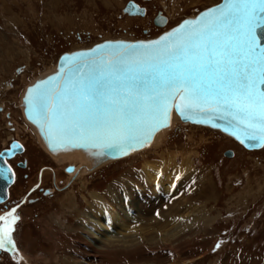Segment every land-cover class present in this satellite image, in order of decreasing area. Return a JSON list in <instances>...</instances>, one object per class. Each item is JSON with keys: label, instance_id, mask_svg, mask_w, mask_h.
<instances>
[{"label": "rangeland", "instance_id": "374dc122", "mask_svg": "<svg viewBox=\"0 0 264 264\" xmlns=\"http://www.w3.org/2000/svg\"><path fill=\"white\" fill-rule=\"evenodd\" d=\"M125 1L0 0V148L13 137L21 140L28 165L18 171L11 198L19 200L43 166H48L43 186L53 193L21 208L12 264H264V148L246 151L217 132L182 125L175 117L148 150L108 162L72 182L62 173L68 162L57 165L24 125L18 106L23 89L51 72L61 52L103 39L151 37L156 9L168 18L167 28L217 0H149L142 18L123 15ZM226 151L233 155L224 157ZM173 152L169 173L181 175V184L158 196L146 184L143 164L161 167L160 160ZM156 170L160 178L168 173ZM122 193L133 213L126 219L131 232L116 237L119 247H103L110 251L107 258L82 261L77 234L90 216L89 204H110ZM1 258L0 264H10Z\"/></svg>", "mask_w": 264, "mask_h": 264}, {"label": "snow or ice", "instance_id": "6c2138e0", "mask_svg": "<svg viewBox=\"0 0 264 264\" xmlns=\"http://www.w3.org/2000/svg\"><path fill=\"white\" fill-rule=\"evenodd\" d=\"M107 50L113 51L105 59ZM88 56L96 59H82ZM64 60L70 69L30 89L26 100L54 152L127 155L168 126L173 107L186 120L230 117L231 135L245 147L264 148V0H228L156 41L100 45ZM10 173L0 168L5 180ZM15 213L0 216L5 251L16 247Z\"/></svg>", "mask_w": 264, "mask_h": 264}, {"label": "bare ground", "instance_id": "6f19581e", "mask_svg": "<svg viewBox=\"0 0 264 264\" xmlns=\"http://www.w3.org/2000/svg\"><path fill=\"white\" fill-rule=\"evenodd\" d=\"M145 8V7H144ZM145 12H146V8H145ZM145 16V15H144ZM143 16V17H144ZM166 16V15H165ZM168 18L166 17V20ZM168 22V20H167ZM167 26V25H166ZM55 68V67H54ZM54 68L51 72L54 71ZM51 72H48L46 74H43L42 76H39L38 78H41ZM37 79V78H36ZM34 82V80H31L32 84ZM29 84V85H30ZM24 90V89H23ZM24 92V91H23ZM23 92L21 94V98L23 95ZM21 98L19 99L20 104L19 109L22 111L23 107H22V103H21ZM175 120V116L172 118V122L169 125V127L165 130L160 131L159 133L155 134L154 137L152 138L151 144L150 146L153 145L154 141L156 140L157 136L164 132V131H168V129L171 128L173 121ZM189 126V125H187ZM197 127V126H195ZM28 128V127H27ZM202 128V127H200ZM206 129V128H205ZM31 131V130H30ZM36 139V141L39 143V145L41 146V148L44 150V152L56 163L61 164L63 162H68V164H73L74 167V171L69 174L70 177L68 178L69 180H71L73 182V180L77 179L78 177H80L82 174L85 173H89L92 172L93 170L97 169L98 167L107 164L108 162L102 163L100 165H95L91 162L88 161V159L86 157H84L81 153L79 152H70V153H66V154H56V155H50L46 152V150L42 147V145L40 144V140L38 139L37 136H35V134L33 135ZM18 138V137H17ZM228 140L229 138L226 137ZM19 140V139H18ZM21 141V140H20ZM23 143V142H22ZM25 145V144H24ZM149 146V147H150ZM148 147V148H149ZM146 150V149H144ZM148 150V149H147ZM183 150V149H182ZM143 151V150H142ZM141 152V151H140ZM139 153V152H137ZM176 153V152H175ZM175 153L173 152V154L164 156V158L161 161V167H158L157 165H154V163L156 164L157 162H153L150 160V162H153L151 164L149 163H144L143 165V174L146 180V184L147 186L150 187V189L153 192H158V191H162V192H173V189L178 188L180 186L181 183L178 182V180H180L179 178H181L180 176H171L170 169L171 166L173 165L174 161V157H175ZM185 153V152H184ZM187 153V152H186ZM136 154V153H134ZM132 154V155H134ZM188 154V153H187ZM137 155V154H136ZM233 155V153H232ZM131 156V155H130ZM129 157V156H128ZM230 158V157H228ZM184 160V158H183ZM182 161V160H181ZM149 162V161H148ZM159 162V161H158ZM184 162V161H182ZM181 162V164H183ZM191 162V161H190ZM180 163V162H179ZM185 163V162H184ZM109 164V163H108ZM153 164V165H152ZM176 164V163H175ZM180 164V165H181ZM160 165V164H159ZM184 165V164H183ZM177 166V165H176ZM187 166V164H186ZM163 169L164 172H168L165 175L164 178V174H163V178L164 181H161L163 178H160V172L157 171L156 169ZM173 170V169H172ZM179 170V169H178ZM186 171V170H185ZM163 172V173H164ZM174 172V171H172ZM180 172V171H179ZM183 172V170L181 171ZM187 172V171H186ZM177 174V172H176ZM179 175V174H178ZM143 177V178H144ZM68 182V181H67ZM11 189V187L9 188ZM8 189V192H9ZM73 196V195H72ZM104 196V195H103ZM125 195L123 194L122 197H120L119 199H116L115 202H112L110 204H102L99 202H95L97 203L96 208H93L91 206V204H89L90 206V216L87 220V218H85L86 220H84V222L81 224L82 228H81V232L79 231V234H77V236L79 237V244L77 245V248L80 252L84 253L85 255L81 256V260L82 261H87V259L83 258V257H92V256H96L99 259H105L107 258L110 254V251L108 250H104L103 247L105 245H109L111 243H115V245H117L116 243L119 241H116V237H123L126 236V234H122L124 232L126 233H130L131 232V228L130 226L126 223V219L132 218L133 217V213L130 212L129 210V206L128 204L126 205L125 202H123L125 200ZM69 197V196H67ZM114 197V196H113ZM97 197L95 196L94 199H96ZM116 198V197H115ZM102 199V198H101ZM100 199V200H101ZM114 199V198H113ZM123 199L122 203L121 200ZM93 200V199H92ZM98 200V199H97ZM107 200V199H106ZM115 200V199H114ZM120 202H119V201ZM84 201V200H83ZM94 201V200H93ZM102 201V200H101ZM85 202V201H84ZM74 209V208H73ZM89 210V209H88ZM132 220V219H131ZM79 223V222H77ZM81 223V222H80ZM80 225V224H79ZM135 228V227H134ZM144 231V230H143ZM142 232V230H141ZM76 236V235H75ZM118 240V239H117ZM120 240V239H119ZM69 241V240H68ZM71 241V240H70ZM122 241V240H121ZM124 241V240H123ZM76 244V243H75ZM120 244V243H119ZM114 245V247H115ZM118 246V245H117ZM119 247V246H118ZM77 250V251H78ZM116 253V250H115ZM113 253V254H115ZM119 253V252H117ZM25 256V255H24ZM111 256V255H110ZM113 257V256H112ZM74 264H81V262L73 261Z\"/></svg>", "mask_w": 264, "mask_h": 264}, {"label": "water", "instance_id": "95a60500", "mask_svg": "<svg viewBox=\"0 0 264 264\" xmlns=\"http://www.w3.org/2000/svg\"><path fill=\"white\" fill-rule=\"evenodd\" d=\"M228 2V0H220L219 3L212 5L206 9H203L201 11H199L195 16L193 17H188L185 18L183 20H181L177 25L173 26L172 28L166 30L165 32L161 33L159 36H157L156 38L153 39H149V40H135V41H125V40H107V41H102L100 43L91 45L88 48L85 49H81V50H75V51H71V52H67V53H63L61 54L56 63H55V68L54 71L41 77V78H37L34 80V82L30 85H27L24 89L22 98H21V103H22V114L23 117L25 119V121L27 122V124L30 126V128L33 130V132L36 134V136L38 137V139L40 140V144L42 145V147L46 150V152L50 155H56V154H66V153H70V152H79L81 153L84 157H86L88 159L89 162L95 164V165H100L102 163H105L106 161L109 160H114V159H118L121 157H124L126 155H120V154H115L113 156H104V157H98L96 155H93V153L98 152L99 149L93 148L90 151H86L84 149H71V150H58L56 152L52 151L49 146H48V142L47 139L45 137V134L42 132V124L43 121L41 120V118L36 115L35 113H33L31 116L29 114V108L27 106L26 100L29 94V90L30 89H35L38 85H40L42 82L48 81L50 78H55L58 75H62L61 70L64 69L65 72H67L70 67H71V63L66 62L64 60V57H75L80 53H91L93 49L97 48L100 45H106V44H112V45H116V44H140V43H149L152 41H156L158 39H160V37L167 35L168 33L172 32L173 30L177 29L178 27H180L182 24H184L185 21H195L200 19L204 13L215 9V8H219L223 5H225ZM113 50H107L104 53V57L105 59L109 58V53L112 52ZM82 59H87V60H95L96 57L95 56H88V57H84ZM81 61H75V63H80ZM57 86H59V83H57ZM178 102V101H177ZM172 112H174L177 117L179 118V120L183 123V124H192V125H198V126H203V127H208L210 129L213 130H217L218 132H220L221 134H223L226 137L231 138L233 141H235L236 143H238L239 145H241L244 149L246 150H257L260 148H248L245 147L244 144H242L238 139H236V137L234 135H231L230 133L232 132V129L229 127L228 121L230 120V117H221V115L219 113L217 114H212V113H201L199 115V117H194V119H200L204 122L202 123H196L194 122V119H183L180 115L179 112L173 107V109L170 112V119H169V123L167 127H161L160 129L156 130L155 132H153V134L151 135L150 141L146 144L143 145L141 147H138L135 151L141 150L145 147H147L150 142L152 141V138L154 137L155 134H157L158 132L166 129L169 127L170 123H171V118H172ZM36 121H40V123H37ZM215 124L216 127H213L212 125ZM228 129L227 131H225V129ZM134 151H130L128 154L132 153ZM0 153H4V156L0 157V168H5L7 169L5 163H4V159L8 158L12 155L11 151H1ZM127 154V155H128ZM223 155H226L227 157H230L232 155V153L230 151H226L223 153ZM72 170V167H68L66 169V172H69ZM10 178L5 180L2 176H0V202L6 197V189L7 187L10 185L11 181H12V174H9Z\"/></svg>", "mask_w": 264, "mask_h": 264}, {"label": "flooded vegetation", "instance_id": "af4514ba", "mask_svg": "<svg viewBox=\"0 0 264 264\" xmlns=\"http://www.w3.org/2000/svg\"><path fill=\"white\" fill-rule=\"evenodd\" d=\"M146 2H149V0H138V4L140 5V6H142L143 8H144V5L143 4H145ZM146 8V7H145ZM145 8H144V14H146L147 13V8H146V12H145ZM159 13H161L160 12V9H156L155 10V13H154V16L152 17V19H151V24H152V26L154 27V30H157L156 32H159L158 31V29L155 27V25H154V22H155V19L154 18H156V16L159 14ZM168 20V19H167ZM156 32H154V33H156ZM145 34H148V32H145ZM3 111H4V108L3 107H1L0 106V113L2 112L3 113ZM1 113V114H2ZM10 118V115H7L6 117H5V119L7 120V119H9ZM6 124H8V125H6V126H9L10 127V123H6ZM12 131V130H11ZM10 131V132H11ZM17 140V141H19V143L22 145V147H23V151H22V153L20 154V155H18V156H16V157H14L11 161H9V164H10V166L12 167V169H13V171H14V175H15V179H14V183L16 182V180H17V175H18V171H20V170H25L26 168H27V164H26V159L24 158V156L23 155H25V153H26V147H25V145H24V143H22V141H20V140H18V139H15L14 137L12 138V139H10V140H8V142H7V144L3 147V148H5V147H7L8 146V143L11 141V140ZM56 163V162H55ZM57 165H60V164H58L57 163ZM61 166V165H60ZM47 167L48 166H43V167H41V168H39L37 171H36V180H35V182L32 184V185H30L27 189H26V191L24 192V194H22V195H29V196H32L33 197V199L31 200V203L30 204H33V203H35L36 201H38L39 199H41V198H45V197H52L53 196V193H52V190H51V188L50 187H48V186H43V185H45V184H43V182H42V172L45 170V169H47ZM41 170V171H40ZM26 175V174H25ZM56 176H57V174H55V176H54V178H56ZM26 177V176H25ZM49 177V179H52V177L53 176H48ZM67 177L69 178L70 177V175H67ZM71 178V177H70ZM73 182H74V180H73ZM14 183L12 184V186L14 185ZM52 185H53V183H52ZM52 185H51V187H52ZM11 186V187H12ZM54 186V185H53ZM45 190H48V195H44V191ZM36 193H38L39 194V196H36ZM34 195H35V197H34ZM28 196V197H29ZM29 199V198H28ZM9 200H11V193H10V189H9V192H8V199L6 200V202H4L3 204H1L0 205V212H2V211H4L5 210V208H7V205H8V203H9ZM29 201H30V199H29ZM59 201V200H58ZM58 201L57 202H55V204H57L58 203ZM25 211L27 212V214H28V212H29V210H27V208H25ZM25 221V220H24ZM23 222V220L21 219V222H20V224ZM20 224H19V227H20ZM16 236L18 237V230H16ZM24 236H26V235H24ZM24 238H21V240H23ZM22 242V241H21ZM7 254V251H5V250H3V249H0V259H2L1 258V255H6ZM4 260H6L5 258H3ZM7 261V260H6ZM8 262V261H7ZM0 263H1V260H0Z\"/></svg>", "mask_w": 264, "mask_h": 264}]
</instances>
